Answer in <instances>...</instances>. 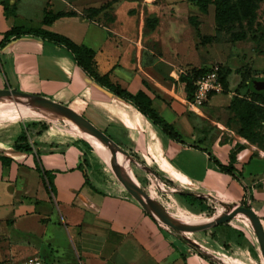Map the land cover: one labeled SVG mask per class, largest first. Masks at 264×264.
Masks as SVG:
<instances>
[{
  "label": "crops",
  "instance_id": "crops-1",
  "mask_svg": "<svg viewBox=\"0 0 264 264\" xmlns=\"http://www.w3.org/2000/svg\"><path fill=\"white\" fill-rule=\"evenodd\" d=\"M109 1L113 9L106 7ZM145 4L154 6L152 27L145 24ZM91 7L98 9L95 16L83 13ZM45 9L77 14L44 24ZM115 11L124 20L97 19ZM208 21L211 31L204 33ZM19 26L45 28L92 49L96 72L130 93L144 92L185 142L96 81L69 50L39 36L22 35L0 46V90L53 100L89 120L134 159L132 176L150 196L159 189L188 203L173 191L178 189L205 195L206 205L241 204L253 209L264 228V141L238 133L241 122L232 105L236 97L249 96L228 82L226 90L196 106L180 79L194 68L215 66L208 64L211 46L220 43L208 39L216 34L213 4L205 13L190 0H0V43ZM250 80L264 97V86L258 88L264 78ZM17 111L3 106L0 118L36 113ZM29 128V141H20L25 150L16 146L24 129L8 134L0 127V261L27 254L44 264H243L229 254L239 258L246 247L262 257L257 237L248 247L235 218L194 238L164 228L120 181L118 157L111 165L78 129L69 132L55 121H31ZM212 156L232 164L237 177Z\"/></svg>",
  "mask_w": 264,
  "mask_h": 264
},
{
  "label": "trees",
  "instance_id": "trees-1",
  "mask_svg": "<svg viewBox=\"0 0 264 264\" xmlns=\"http://www.w3.org/2000/svg\"><path fill=\"white\" fill-rule=\"evenodd\" d=\"M195 3L202 12H207L209 6L213 4L215 6V24L216 34L213 37H209V41L218 42H236L247 38L248 30L254 25L257 0H190ZM8 10V7H7ZM98 12L97 8H86L83 13L91 16ZM77 14L74 10L59 11L53 13L49 9H45L44 24H50L55 19L62 16H69ZM191 22H195L194 17L190 18ZM22 35H34L54 42L55 44L62 46L69 50L73 55L77 63L83 67L87 73L95 78L96 81L107 87L115 95L122 97L131 102L137 109H139L144 115H146L155 125H157L164 133H166L172 139L180 142H185L181 135L173 128V126L167 122L153 107L150 98L144 93L139 92L136 94L130 93L123 89L119 85L111 83L106 75H99L95 70L94 52L92 49L84 45H79L69 39L67 36L49 31L45 28H27V27H14L7 31L4 35L0 46L5 45L13 38L20 37ZM209 68L192 69L188 74H182L180 79L185 84V88L189 91V97L191 98L194 90V79L196 76L208 71ZM222 79L224 82L225 90L228 86L227 74L228 69L223 71L221 68ZM247 78H245V81ZM252 81H255L253 79ZM233 108L237 111V115L241 122V127L238 129V133L250 142H258L261 144L264 141V97L258 91H253L251 96H243L241 98L236 97L233 100ZM26 129L19 137V143L16 144L19 149H28V145L24 142H28L30 133ZM215 162L226 172L231 173L237 177L234 172L232 164L228 166L222 165L215 157L212 156ZM234 160V155L232 156ZM188 198L193 205L205 204L207 198H200L193 195H183Z\"/></svg>",
  "mask_w": 264,
  "mask_h": 264
},
{
  "label": "rangeland",
  "instance_id": "rangeland-1",
  "mask_svg": "<svg viewBox=\"0 0 264 264\" xmlns=\"http://www.w3.org/2000/svg\"><path fill=\"white\" fill-rule=\"evenodd\" d=\"M111 3L112 2L109 1L106 4V7L113 9V7H111ZM143 7L145 8L147 13L145 17V24L148 27H152L153 24H155L156 22L154 6L152 4H145ZM128 8L130 9V13L135 11L134 7L128 6ZM122 14H123L122 11L121 12L115 11L114 13L104 12V14L98 16L97 19L105 24H109L111 22H116L119 19L121 21L124 20L123 18H125L124 17L125 15ZM95 15L96 14H94V16ZM205 15H207L206 16L207 19L210 17V14H205ZM212 16L214 17L213 7H212ZM209 24L210 21L207 22L204 33L205 32L208 33L211 31V29L208 28ZM209 51H210V60L208 61V64H215L220 68L223 67V71H226L228 69L229 73L227 74V80L230 83L231 88L234 87L236 83H238L236 86L237 93L241 95L251 96V93L255 89L252 86V82L246 83V81L249 79L252 80V79L264 78V0H257L254 25L250 30H248L247 38L232 43H228V42L215 43V45L211 46ZM245 78H247L246 81ZM15 105L18 107V111L16 112V114L20 111V109L23 108H29L35 111L36 113L34 117L17 118L14 120H1L0 118V127L3 129L8 128L9 130L7 132L8 134L9 133L13 134L15 131H20V130L23 131V129L25 130L27 125L29 127V123L31 121H39L42 123L43 122L47 123V121H55L61 124L66 129H68L69 132L73 131L72 129L74 128L73 127L74 123L57 114L40 113L41 110L32 108L26 103L23 104V102L20 101L18 102L0 101V109L3 106H10L17 109ZM29 130L31 132L32 129L29 128ZM85 137L90 139L88 136ZM90 140L98 148L100 153L103 154L107 158L108 162L112 165L113 155H114L113 152H110L103 146L95 143V141H93L92 139ZM119 157L120 156L118 155L119 162L121 163ZM151 197L154 200L163 204L170 214L187 222L208 221L212 219L215 215H217L218 208H221L223 211V207L219 203L213 205H206V204L193 205L188 198H187L188 203L187 202L181 203L179 197L182 196L177 197L176 195H174V193H167L159 189H156L153 192V195H151ZM232 222L239 229L240 228L243 229L241 230V232L242 235L245 236V238H247L249 241V244L247 245L248 247L251 246L253 242L255 243L256 236L253 232L251 224L247 220H245L243 217L237 216ZM246 223H249L250 227H248ZM205 231L208 232L211 230H202V232H187L183 234L194 238L198 235H202L201 233H205ZM246 248L245 249L243 248V251L241 252V257L239 256L238 258L235 255L229 254V259L236 260L243 264H264L262 257L259 256V250H256V258H255V256H253L250 253V251ZM34 256L35 255H27V254H23L19 256H9L1 260L0 264H23L24 261ZM52 264H56V261H54Z\"/></svg>",
  "mask_w": 264,
  "mask_h": 264
},
{
  "label": "water",
  "instance_id": "water-1",
  "mask_svg": "<svg viewBox=\"0 0 264 264\" xmlns=\"http://www.w3.org/2000/svg\"><path fill=\"white\" fill-rule=\"evenodd\" d=\"M259 85L260 86H258V88H261L264 86V83L259 82ZM0 101H20L26 103L32 108L41 110L42 113H52L64 117L73 122L85 134H88L107 148L111 149L116 158L119 154H121L124 158L123 165H121V163H119L117 160L114 162V169L117 173V176L124 187L146 209V211L153 215V217H155L163 225H166L182 233H187L201 231L227 223L239 215L244 216L247 218L253 228L264 260V228L259 216L253 211L252 208L241 204H232L219 201L220 205L223 207V211L220 214L215 215L214 219L211 221L198 224L181 222L177 220L172 214H170L163 204L154 200L132 177L130 172L134 159L89 120L70 108L53 100L45 99L16 89H1ZM173 191L182 195H198L193 192L178 189H174ZM198 196L206 197L205 195Z\"/></svg>",
  "mask_w": 264,
  "mask_h": 264
},
{
  "label": "built area",
  "instance_id": "built-area-1",
  "mask_svg": "<svg viewBox=\"0 0 264 264\" xmlns=\"http://www.w3.org/2000/svg\"><path fill=\"white\" fill-rule=\"evenodd\" d=\"M224 90H225V86H224V82L222 79L221 68L215 65V66L209 67L208 71L195 77L194 90L192 92L190 101L193 105L203 106L209 101V99L213 95L217 93H222ZM161 186L164 187L165 184L161 183ZM221 211L222 209L218 208L217 214H220ZM239 216L247 220V218H245L244 216H241V215ZM162 226L166 228L167 230L171 229L170 227L166 225L162 224ZM23 264H44V262L41 257L34 256L24 261Z\"/></svg>",
  "mask_w": 264,
  "mask_h": 264
},
{
  "label": "bare ground",
  "instance_id": "bare-ground-1",
  "mask_svg": "<svg viewBox=\"0 0 264 264\" xmlns=\"http://www.w3.org/2000/svg\"><path fill=\"white\" fill-rule=\"evenodd\" d=\"M23 104H25V103H23ZM38 112H40V111H38ZM40 113H42V112H40ZM73 127L74 128H76V129H78L80 132L79 133H81L83 136H88L90 139H92L93 141H95V143H97V144H99V145H101V146H103L104 148H106L107 150H109L110 152H113L111 149H109V148H107V147H105L103 144H101L99 141H97L96 139H94V138H92L91 136H89L88 134H85L83 131H81L76 125H74L73 124ZM78 132V131H77ZM119 158H120V160H121V164L123 165V162H124V158H123V156L121 155V154H119ZM130 174L132 175V173L130 172ZM133 177V176H132ZM134 178V177H133ZM177 220H179V221H181V222H184V223H191V224H198V223H204V222H207V221H204V222H187V221H184V220H182V219H180V218H177L176 216H174ZM215 217V216H214ZM214 217L212 218V219H214ZM212 219H210V220H208V221H211Z\"/></svg>",
  "mask_w": 264,
  "mask_h": 264
}]
</instances>
